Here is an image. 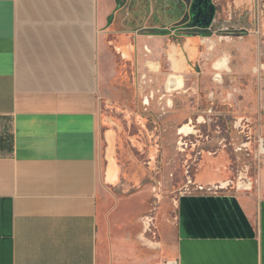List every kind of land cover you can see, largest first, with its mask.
<instances>
[{"label":"crops","instance_id":"crops-1","mask_svg":"<svg viewBox=\"0 0 264 264\" xmlns=\"http://www.w3.org/2000/svg\"><path fill=\"white\" fill-rule=\"evenodd\" d=\"M136 2L0 0V264H123L132 255L129 239L111 244L100 235L96 217L103 144L104 177L119 179L117 132L103 128L100 100L114 94L120 59L144 105L155 94L167 97L166 129L193 132L185 109L174 112L169 97L182 89L187 105L189 87L211 92V100L222 88L220 101L245 125L252 121V46L237 47L240 39L230 33L190 35L182 19H155V0L136 23L127 12ZM217 175L200 185L223 182ZM256 184L255 191L182 193L175 237L163 242L160 259L264 264V166Z\"/></svg>","mask_w":264,"mask_h":264},{"label":"rangeland","instance_id":"rangeland-1","mask_svg":"<svg viewBox=\"0 0 264 264\" xmlns=\"http://www.w3.org/2000/svg\"><path fill=\"white\" fill-rule=\"evenodd\" d=\"M174 5L171 4V10H174ZM154 6L155 17L167 15L158 3ZM261 8L262 12L256 7L257 15L264 13V6ZM220 10L213 34L224 32L220 29L229 24L230 8L222 6ZM170 18L168 15L167 19ZM257 26L253 25L252 32L243 35L245 39L238 36L237 44V47L247 48L251 45L254 54L251 79H247V83H252V105L255 108L250 140L239 132L230 139V135H224L212 118L220 117L221 120L217 122L218 119H214L215 122L227 124L230 120L228 113L233 109L229 103L217 100L198 103V91L193 87L184 88L193 100L188 99L187 105L179 97L182 89L169 94L173 99L174 112L185 109L186 123L193 132L181 135L173 129L171 134L167 133L163 119L170 112L167 97L150 91L149 94H155V98L151 105H144L143 93L131 82L129 65L119 60V81L114 79L111 82L114 94L100 100L103 128L117 132L113 155L119 168V179L109 183L104 177L108 162L103 144L102 181L97 195L96 217L98 232L105 240L111 244L124 238L131 241L134 251L123 264L167 263L159 256L163 252V242L175 237L178 197L186 192L209 191L199 189L200 182L206 183L218 174L223 182L213 185L211 191H219L214 187L221 184L224 189L220 191L225 192L256 190L257 178L264 166V90L261 87L264 79V36L258 32ZM244 62L249 64V59ZM216 76L213 75L212 80ZM199 92L207 95L206 91ZM218 93L222 95L223 89ZM225 94L229 95L227 91ZM240 97L244 98L242 94ZM199 121L206 124L202 126Z\"/></svg>","mask_w":264,"mask_h":264},{"label":"flooded vegetation","instance_id":"flooded-vegetation-1","mask_svg":"<svg viewBox=\"0 0 264 264\" xmlns=\"http://www.w3.org/2000/svg\"><path fill=\"white\" fill-rule=\"evenodd\" d=\"M136 4H138L137 10L136 8H129L127 10L128 12V16H131L132 19H134V22L139 23V21H141L142 19H144L146 16H148V12H149V3L146 0H136ZM160 1V2H159ZM155 0V5L158 3L159 6H161L162 10H166L167 6H171V4H176L178 0ZM172 2V3H171ZM224 3V5H223ZM251 3V4H250ZM249 5L246 8H239L236 6H232V0H224V2H222V5L225 6L226 8H230V17L227 19L229 21V24H227V30H225V26H223L220 31H224L222 33H230L235 35V36H243L244 34H247V29H249L250 27H253V25L257 26V22L259 21L260 23V27L264 28L262 26V23H264V13L257 15V11L258 9H256V7L260 8L262 12V8L264 6V0H254L253 2H250ZM175 6V5H174ZM179 7H183L184 11L183 14H174L171 15L170 17L173 18L175 16H182V18L184 19V23L183 25H186V27L188 28V32H191L190 35H200L204 32H212L213 34V28H206L205 26L207 25L208 21L214 17V22L215 20L220 16L221 14V10L220 7L215 3V0H190L189 3L186 2L185 4H181L179 5ZM222 7V6H221ZM155 13V10L153 12V14ZM155 19H160L161 17H163L164 15H158L157 17H155V15H153ZM168 15H165L163 18H167ZM260 17V18H259ZM139 18V19H138ZM259 18V19H258ZM141 19V20H140ZM255 23V24H254ZM211 34V35H212ZM261 34L264 36V29H261ZM218 91H213L212 95H213V99L212 100H217L220 101V94L218 93ZM210 95H204L203 93L198 92V98H202L203 101L201 103H204V101L206 100L207 102H212L211 99H208V97L211 96V92L209 93ZM192 100V99H191ZM193 101V100H192ZM200 103V104H201ZM231 110L233 109V111L228 113V116L230 117L229 121L227 124H223V123H217L219 122V120H221L220 117L216 118L213 117L212 120L214 122V125L218 126L220 131L224 134V135H230L229 139L231 138V136H236V134L239 133H244L246 139L250 140L251 138V134L253 132V119L252 121H248L247 124L245 125L243 122L244 118L243 115L239 116L237 114H234V107L233 105H229ZM242 117V119L237 118V117ZM203 117V116H201ZM204 118V117H203ZM214 119H218L217 122H215ZM199 124H202V126H204L206 123L205 122H198ZM166 129V128H165ZM167 133L171 134L172 133V129L171 128H167ZM181 135H183L182 133H180ZM184 135H188V134H184ZM250 141H248L249 143ZM247 143V142H246ZM247 143V144H248ZM244 145V144H243ZM245 146V145H244ZM220 190L221 188H224L223 184L219 185V186H215L214 188L217 190ZM199 188V186H198ZM212 190H213V186H211ZM207 189V188H205ZM214 189V190H215ZM208 190V189H207Z\"/></svg>","mask_w":264,"mask_h":264},{"label":"water","instance_id":"water-1","mask_svg":"<svg viewBox=\"0 0 264 264\" xmlns=\"http://www.w3.org/2000/svg\"><path fill=\"white\" fill-rule=\"evenodd\" d=\"M149 1V0H148ZM151 1V0H150ZM149 1V6H151V4H152V2H150ZM181 1L182 0H178L177 1V3L175 4V7H174V10H171V6H167L166 7V13H167V15H169V16H171V15H174V14H177V15H179V14H183V11H184V9H183V7H179V5L181 4ZM185 4L186 3V1H184V2H182V4ZM154 5V4H153ZM154 7V6H153ZM150 10H149V12L151 11V8H149ZM154 10H155V7L153 8ZM175 18V19H174ZM174 18H172V19H174V20H172L173 22L174 21H177V20H179V19H183L182 18V16H179L178 18L177 17H174ZM214 17H212L209 21H208V23H207V25L205 26L206 28H210L212 25H213V23H214Z\"/></svg>","mask_w":264,"mask_h":264},{"label":"built area","instance_id":"built-area-1","mask_svg":"<svg viewBox=\"0 0 264 264\" xmlns=\"http://www.w3.org/2000/svg\"><path fill=\"white\" fill-rule=\"evenodd\" d=\"M199 189H201V190H205L204 186H202V185L199 186ZM207 189H208L209 191L212 190L211 187H208ZM166 264H179V261H178V260H170V261H167Z\"/></svg>","mask_w":264,"mask_h":264},{"label":"trees","instance_id":"trees-1","mask_svg":"<svg viewBox=\"0 0 264 264\" xmlns=\"http://www.w3.org/2000/svg\"><path fill=\"white\" fill-rule=\"evenodd\" d=\"M211 34H212V32H204L203 33V35H208V36L211 35Z\"/></svg>","mask_w":264,"mask_h":264},{"label":"bare ground","instance_id":"bare-ground-1","mask_svg":"<svg viewBox=\"0 0 264 264\" xmlns=\"http://www.w3.org/2000/svg\"><path fill=\"white\" fill-rule=\"evenodd\" d=\"M263 151H264V148H263Z\"/></svg>","mask_w":264,"mask_h":264}]
</instances>
